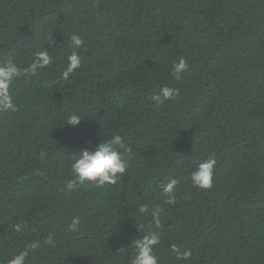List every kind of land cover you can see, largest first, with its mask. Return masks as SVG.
Returning <instances> with one entry per match:
<instances>
[{"label":"trees","instance_id":"16d2710c","mask_svg":"<svg viewBox=\"0 0 264 264\" xmlns=\"http://www.w3.org/2000/svg\"><path fill=\"white\" fill-rule=\"evenodd\" d=\"M45 50L52 62L30 70ZM73 51L82 66L64 80ZM8 58L28 75L0 113V264L21 251L26 264H131L149 232L159 264H264V0H0ZM163 87L179 95L158 103ZM117 135L124 175L69 190L79 150ZM209 156L213 186L198 189L190 174Z\"/></svg>","mask_w":264,"mask_h":264},{"label":"clouds","instance_id":"9594fccd","mask_svg":"<svg viewBox=\"0 0 264 264\" xmlns=\"http://www.w3.org/2000/svg\"><path fill=\"white\" fill-rule=\"evenodd\" d=\"M71 47L73 49H80L84 45V40L81 36L73 34L70 38ZM52 62V57L48 51L37 53L35 60L31 64L30 70L47 67ZM82 66V57L73 51L67 57V67L62 72V79L68 80L72 74ZM188 64L184 58H180L177 63L173 65V75L177 80L182 78V74L187 71ZM28 75V71L19 67L11 58L0 61V113L8 111H16V105L11 94V88L22 76ZM179 95V89L171 87H163L154 99L158 103L165 100L175 99ZM81 117L77 114H71L67 118L66 124L75 127L81 123ZM79 150V155L74 158L71 169L73 179L67 183L69 190H75L79 186H103L105 184H114L120 179L127 170V161L124 155L119 151V147L123 146V138L121 136H113L104 142L97 144L94 148L90 146ZM41 154V159L44 157ZM217 161L214 156H209L200 161L196 168L190 174V181L192 185L198 189L208 190L213 186L214 170ZM178 181L170 179L162 184V191L167 197L165 201L167 204L175 202L174 192ZM148 211L147 205H139L138 212L145 213ZM156 214L155 212L153 213ZM79 220L74 219L70 225V231H78ZM22 225L17 223L15 230L21 231ZM160 242L158 233L149 232L143 235L142 238L134 240L132 243L136 250L131 264H159L158 257L155 255V246ZM48 245L54 246V239L49 236L45 241ZM32 249L39 247L37 243L30 245ZM27 251H21L14 255L8 264H26ZM191 257V251H184L182 254L178 253V258L188 260Z\"/></svg>","mask_w":264,"mask_h":264}]
</instances>
